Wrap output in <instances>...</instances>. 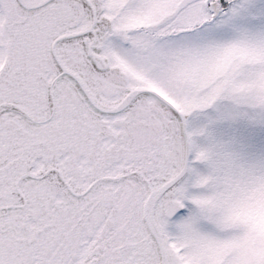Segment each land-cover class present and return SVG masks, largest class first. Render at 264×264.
<instances>
[{"label": "snow or ice", "instance_id": "6c2138e0", "mask_svg": "<svg viewBox=\"0 0 264 264\" xmlns=\"http://www.w3.org/2000/svg\"><path fill=\"white\" fill-rule=\"evenodd\" d=\"M0 264H264V0H0Z\"/></svg>", "mask_w": 264, "mask_h": 264}]
</instances>
